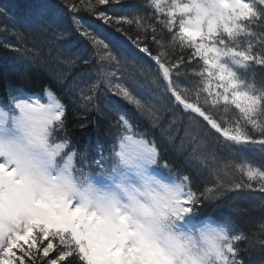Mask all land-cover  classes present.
Returning <instances> with one entry per match:
<instances>
[{
	"label": "snow or ice",
	"instance_id": "obj_1",
	"mask_svg": "<svg viewBox=\"0 0 264 264\" xmlns=\"http://www.w3.org/2000/svg\"><path fill=\"white\" fill-rule=\"evenodd\" d=\"M110 3L131 14L96 8ZM65 8L98 58L96 81L83 87L73 81L67 91L79 93L81 107L99 111L95 93L106 84L154 127L170 112L164 132L175 127L179 134L178 120L184 124L180 150L191 147L187 163L205 186L195 190L193 175L161 165L155 141L126 114L107 154L99 140L91 151H79L67 137L66 105L50 89L41 99L9 86V102L0 107V264H244L239 244L246 235L227 218L200 220L199 209L225 192L264 194V166L256 163L264 161V74L257 82L256 71L264 70V0H144L126 8L121 0H64L63 7L28 0L9 11L55 31ZM81 8L104 24L129 25L116 29L125 35L132 27L150 29L157 50L142 45L139 35L133 49L101 38L77 15ZM141 53L155 70L145 68ZM130 60L134 73L157 84L162 78L158 97L140 95L134 77L124 82L123 73L105 67L119 70ZM233 168L248 182L229 185L222 176Z\"/></svg>",
	"mask_w": 264,
	"mask_h": 264
},
{
	"label": "trees",
	"instance_id": "obj_2",
	"mask_svg": "<svg viewBox=\"0 0 264 264\" xmlns=\"http://www.w3.org/2000/svg\"><path fill=\"white\" fill-rule=\"evenodd\" d=\"M28 0H0V105L8 103L9 86L21 88L29 94H44V89H50L62 103L66 105V132L73 148L79 151H89L96 147L99 140L107 148L116 142L120 129L117 127L119 116L126 114L137 132L146 133V139L155 141L161 154V165L165 162L181 175L190 174L194 176L192 168L187 163L188 153L191 147L180 150L181 137L184 135V124L179 123V134L175 133V127L170 132H164L167 121L171 117L169 112L160 126H152L149 120L139 114L136 109L127 104L119 97H115L106 84H102L95 95L97 100L93 105L99 107L97 111L93 106L91 110H86L80 106L79 93L73 96L67 91V85L73 81L81 83V87L97 79L98 58L90 42L79 35L72 22L73 13L64 10L63 16L55 31L44 30L40 23L26 24L13 18L10 9L13 5H24ZM63 7L64 0H57ZM77 0H68V3H75ZM88 0H85L87 3ZM95 3V0H92ZM125 8L128 5H143L144 0H121ZM97 10H105L110 15H130L127 11H121L120 6L110 3L105 6H96ZM146 13H151V9H143ZM82 17L91 30H94L101 38L119 43L125 48L133 49V40L139 35L140 43L146 44L153 52L157 50V45L153 42L152 32L138 31L135 27L130 28L127 35L117 32V28L129 29V25L104 24L96 19L93 14L81 11L77 14ZM155 23V20L146 23ZM162 26L157 25V38H160ZM6 29V30H5ZM165 40L170 39V35L164 30ZM131 37V38H129ZM179 52V48L176 49ZM138 52V50H137ZM188 52L186 50L185 55ZM143 58L145 68L151 65L155 70L156 66L144 54H139ZM71 60L72 63H68ZM133 61H129L119 70L115 66H109L105 62V67L109 72L117 71V76L124 74L125 81L130 82L129 77L136 80V89L139 94L146 98L158 97L163 91L165 82L160 79V83H154L151 75H139L132 69ZM257 82L261 79L264 70L257 68ZM156 75L159 76L158 71ZM115 83V81H113ZM15 94V93H13ZM111 98L112 103H107ZM115 105V108L113 107ZM180 118L186 123L188 116L179 109L176 110ZM233 111H235L233 109ZM199 119V118H198ZM201 123L205 124L201 119ZM83 125V127H81ZM214 135H218L214 133ZM59 135H64L60 133ZM169 136H174V140H169ZM73 149H69L71 151ZM219 155V153H218ZM238 159V158H237ZM257 164L264 166V161L257 159ZM228 174L222 178L229 184L236 182L247 183V178L240 172L228 169ZM167 175V170H164ZM255 185V182H252ZM202 179L195 178L192 185L195 190H202L204 187ZM212 218L218 222H223L227 218L234 226L237 233L243 232L246 239L239 244L240 257L244 264H264V194L249 189L234 190L225 192L224 196L217 200L205 202L199 209V219Z\"/></svg>",
	"mask_w": 264,
	"mask_h": 264
},
{
	"label": "rangeland",
	"instance_id": "obj_3",
	"mask_svg": "<svg viewBox=\"0 0 264 264\" xmlns=\"http://www.w3.org/2000/svg\"><path fill=\"white\" fill-rule=\"evenodd\" d=\"M41 99H45L44 96ZM45 102H46V100H45Z\"/></svg>",
	"mask_w": 264,
	"mask_h": 264
}]
</instances>
